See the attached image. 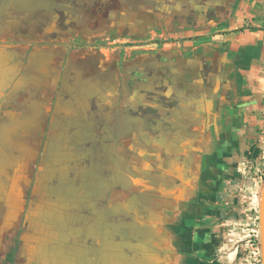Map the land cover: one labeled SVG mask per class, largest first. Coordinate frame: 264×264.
Returning a JSON list of instances; mask_svg holds the SVG:
<instances>
[{
	"label": "rangeland",
	"instance_id": "374dc122",
	"mask_svg": "<svg viewBox=\"0 0 264 264\" xmlns=\"http://www.w3.org/2000/svg\"><path fill=\"white\" fill-rule=\"evenodd\" d=\"M92 1L82 0L77 5L80 9L74 8L77 14H82L79 19L85 24L76 25L75 32L89 34V41L99 48L113 45L121 48L122 45L123 58L135 54L134 49L140 56L147 54V60L153 61V78L168 84V78L161 76H173V80L176 78L185 87L184 98L188 101L184 110L160 108L158 114L145 113L140 106L130 107L123 101L120 120H124V125L116 134L111 124L115 110L107 109L105 101L107 107L101 116H106V123L100 127L101 133L95 134L93 123H89L86 139L100 138L103 151L92 165L104 177L99 181L100 190L98 195L94 193L90 207L92 212L101 214L100 220L87 225L92 216L79 219L84 229L78 234H86L92 240L97 255L95 258L87 255L86 259L90 258L92 264H211L210 255L200 252L196 243L200 221L195 219L205 215V208L214 210L220 206L230 211L228 207H239L227 219V224H223V236L227 241L231 238V244L239 243L243 255L247 256L254 240L252 229L259 224L256 215L264 175V128L260 122L264 119V95L261 107L250 118L234 116L240 102L236 97L240 94L238 86L227 77V56L209 49L207 40L147 39V29L162 27L167 13V3L163 4L162 0H157L158 7L149 11L154 16L153 23L146 25L145 19L149 16L138 11L137 25H131L135 28L132 34H136L132 37L129 15L126 17L129 4H118V0ZM166 2L170 8L178 9L177 0ZM84 7L89 12L83 13ZM191 11L195 15L192 8ZM180 17L181 14L170 9L169 18L164 22L167 24L168 19L172 22L173 18L179 21ZM212 18L217 20L216 16ZM149 107L158 109L155 105ZM91 111H95L93 106ZM91 116L96 120L97 115ZM243 119L252 129V144L239 170L244 171L243 193L247 195L242 200L241 191L235 197L232 191L217 192L210 180L213 174L219 173L218 161L230 153L227 147L231 126ZM255 189L254 195L251 192ZM231 213L225 211V215ZM252 262L249 258L245 264Z\"/></svg>",
	"mask_w": 264,
	"mask_h": 264
},
{
	"label": "crops",
	"instance_id": "0c3cea01",
	"mask_svg": "<svg viewBox=\"0 0 264 264\" xmlns=\"http://www.w3.org/2000/svg\"><path fill=\"white\" fill-rule=\"evenodd\" d=\"M179 3H190L195 15L187 6L185 12L192 14L195 24L191 25L183 16L179 21L169 22L168 19L167 24L164 22L162 27L149 29L147 39L182 37L185 40H207L205 44L209 49L228 57L227 77L233 85L238 86L241 96L236 97L240 102L234 116L250 118L253 111L261 107L264 95V0H179ZM76 7L80 9L79 6ZM41 9H63V4L61 0H0V177L8 172L11 164L21 161L13 153L16 146L32 151L30 155L33 162H36L41 148V133L48 120L40 99H43V92L56 84L52 71L58 56L54 50L59 45L55 46V40L61 39L60 34L66 33L70 27L60 28V23L49 19L46 14H41ZM77 15L82 17L79 12ZM71 16L68 19L74 17ZM153 18V14L149 15L145 19L146 25L150 21L153 23ZM156 25L158 26V22ZM132 36L136 34L130 37ZM84 37V40L91 39L89 34ZM89 54L94 58L88 57L85 60L89 59V63L94 65L100 63V69L108 62L122 58L119 48L96 47ZM80 58L84 60V56L81 55ZM84 74L90 75L91 70H85ZM31 97L37 99L28 105L26 102ZM23 99L25 100L20 102ZM90 113L99 114L96 111ZM63 117L59 116L55 127H59ZM1 119L4 122L1 123ZM260 122L264 128V119ZM251 130L249 122L244 119L231 126V141L227 147L230 153L216 164L219 173L217 171L213 174L210 180L213 190L232 191L234 197L240 196L241 191L242 200L247 196L243 193L244 171L239 170L240 165L247 159V154L251 152ZM46 146L52 149L53 144L47 141L44 149ZM54 146V149L59 150L62 143L58 142ZM23 153L27 156V153ZM22 164L28 166L24 159ZM62 178L64 177L60 180ZM3 184V180H0V200L5 206L2 207L0 203V237L8 236V241L16 246L17 252L13 255L10 247L8 253L12 255L5 257L0 249V261L30 264L38 257V241L32 235L23 234L19 238H13V235L4 234L5 231L13 229L14 222L22 214V207L13 200L14 193L12 195L4 192ZM251 193L255 195L256 189ZM235 200L236 198L232 202ZM236 208L239 209L228 207L230 211L222 206L215 207L214 210L205 208V215L195 219L200 221L196 243L200 252L210 255L211 264H245L247 261L239 243L231 244V238L227 241L223 236V224H227V219L232 217ZM225 211L232 213L225 215ZM75 226L81 227V221L76 222ZM83 255L84 253L81 259L84 258Z\"/></svg>",
	"mask_w": 264,
	"mask_h": 264
},
{
	"label": "flooded vegetation",
	"instance_id": "af4514ba",
	"mask_svg": "<svg viewBox=\"0 0 264 264\" xmlns=\"http://www.w3.org/2000/svg\"><path fill=\"white\" fill-rule=\"evenodd\" d=\"M156 1L118 0V4L130 5V12L126 13V17L129 15L130 35L135 34H132V30L135 28L131 25L136 23L138 11L144 12L148 17L149 11L158 7ZM80 2L83 3L82 0H61L63 9H41V14H46L49 19L59 22L60 28L64 25L67 28L70 27L66 33L60 34L61 39L55 40V46H61L54 50L58 55L57 63L52 71L56 84L47 92H43V99H40L43 105L42 109L48 115V120L45 130L41 133V148L37 154L36 162H33L30 150L25 149L26 147L23 149L16 146L17 149H14L13 153L21 161L11 164L8 172L0 177L4 183V192H10L12 195L14 193L13 200L20 203L22 207L21 216L18 221L14 222L15 227L13 226L11 231H5L4 234L13 235V238H19L23 234L32 235L38 241V246L36 245L38 258L47 257L48 254H53L56 257L61 254L63 258L74 256L81 258L83 253L85 258L87 255L95 258L96 252L93 251L92 240L86 238V234L79 235L78 232L80 233L84 228L83 225L75 226V223L79 222L80 218H86L85 215L92 216L87 225L100 220L101 214L92 212L90 207H92L91 199L94 198V193L98 195V190H100L99 181L104 177L92 163L94 160L96 162L98 156L103 155V151L100 148V138L92 140L90 137L87 139L86 137L89 134V123H93L92 129L95 134L101 133L100 127L106 123V116H101L106 110L104 102L107 103V109L115 110L111 119L114 121L111 124H114L116 134L120 133L122 125H124V120H120L123 101L130 107L135 104L144 109L145 113L155 114H158L160 108L184 110L188 101L184 98L185 87L181 86L182 83L176 82V78L173 80V76L168 74L161 76L168 78V84L153 78V61L147 60V54L145 57L140 56L135 49L133 50L136 52L135 54L116 61L112 60L102 69L99 68L100 63L94 65L89 63V59L85 60L91 57L89 52L94 47L100 46L90 42V39L84 40L86 35L84 31L75 32L78 30L76 25L85 26L74 9ZM91 2L93 1L91 0ZM177 2L179 3V0ZM162 3H167V7H165L167 13L164 14L163 23L165 19L169 18L170 9L171 12L172 10L177 11L184 18L186 17L189 23L193 22V16L185 12V4L179 3L178 9H175L170 8L165 0H162ZM189 8L191 9V6ZM82 11L86 13L88 10L86 11L84 7ZM70 15L75 17H73L74 20L73 18L68 19ZM71 47L76 48L72 49ZM113 47L117 48L116 45L108 46V48ZM120 47L123 46L120 45ZM121 48H119L120 52ZM81 55L84 56L85 61L80 58ZM85 70H91V74L85 75ZM177 81H179L178 78ZM136 92L141 96H137L139 94H135ZM36 99L31 97L26 103L29 105ZM150 105H155L158 109L151 108ZM92 106L93 110L99 113L96 114V120L90 115ZM60 115L64 117L61 118L59 127H55L57 120L59 122ZM89 116L91 117L89 118ZM127 116L131 117V115ZM2 122H4L3 119H1ZM47 141L49 144L52 142V149L47 146L44 149ZM58 142L62 143L59 150L58 148L54 149V145H57ZM23 152L27 153V156H24ZM23 159L25 163L28 162L27 168H25V164H22ZM46 162H49V165H46ZM61 177H64L62 178L64 180L59 181ZM1 206L5 207L2 203ZM82 208L86 211H83ZM7 238L8 236L0 237V249L5 257H10L12 254H16L17 248ZM10 247L13 249L12 254L8 253ZM0 264L10 263H4L1 260ZM30 264H37L36 259ZM57 264L63 263L58 260Z\"/></svg>",
	"mask_w": 264,
	"mask_h": 264
},
{
	"label": "water",
	"instance_id": "95a60500",
	"mask_svg": "<svg viewBox=\"0 0 264 264\" xmlns=\"http://www.w3.org/2000/svg\"><path fill=\"white\" fill-rule=\"evenodd\" d=\"M26 149H28V148H26ZM45 164L49 165V162H46ZM25 168H27V166H25ZM258 223H259L258 224V230H259L260 258H261V264H264V175L262 178V183H261L260 192H259ZM58 257H59V259H58ZM88 259H90V258L86 259L84 257L81 259V258L75 257V256L70 257V258H67V257L63 258V255H61V254L58 255L57 257L54 256L53 254H51V255L48 254L47 257H41V258L37 257L36 262H37V264H57V261L60 260L63 264H92V261H90Z\"/></svg>",
	"mask_w": 264,
	"mask_h": 264
},
{
	"label": "built area",
	"instance_id": "2783aa9c",
	"mask_svg": "<svg viewBox=\"0 0 264 264\" xmlns=\"http://www.w3.org/2000/svg\"><path fill=\"white\" fill-rule=\"evenodd\" d=\"M258 218V215H256ZM252 236H254V240L250 243V249L248 250L247 260L252 258V264H261L260 258V247H259V230L258 228L252 229Z\"/></svg>",
	"mask_w": 264,
	"mask_h": 264
},
{
	"label": "trees",
	"instance_id": "16d2710c",
	"mask_svg": "<svg viewBox=\"0 0 264 264\" xmlns=\"http://www.w3.org/2000/svg\"><path fill=\"white\" fill-rule=\"evenodd\" d=\"M253 29V28H252ZM263 160V159H262Z\"/></svg>",
	"mask_w": 264,
	"mask_h": 264
}]
</instances>
